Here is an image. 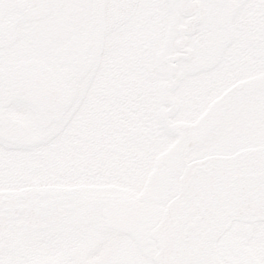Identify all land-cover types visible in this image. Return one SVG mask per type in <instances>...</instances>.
<instances>
[{
    "label": "flooded vegetation",
    "instance_id": "af4514ba",
    "mask_svg": "<svg viewBox=\"0 0 264 264\" xmlns=\"http://www.w3.org/2000/svg\"><path fill=\"white\" fill-rule=\"evenodd\" d=\"M173 3L183 19L174 28L175 39L170 37L167 15ZM180 3L181 0H0V206L5 199L28 188L76 191L74 214L55 226L68 224V238L35 239L25 248L18 239L8 245L2 242L8 229L45 232L55 228L37 231L19 223L8 224L0 233V264H154L162 247L163 218L170 201L168 177L151 171L142 191L133 198L88 194L79 187L86 180L108 181L116 177L114 170L109 172V166L103 169L108 161L105 155L111 154L113 164L119 162L122 140L120 65L115 56L105 59L115 48L114 39L127 35L124 44L135 56H145L137 70L142 65L149 67L145 83L150 87L154 76L148 56L171 55L164 60L167 84L161 87L162 100L175 87L178 62L192 55L220 56L222 68L228 69V85L239 88L244 71L264 70V0H213L223 15L216 28L224 29L226 35L213 46L203 42L207 38L204 33H196L202 23L200 3L190 0L198 7V18L195 11L184 16ZM190 42L196 46H189ZM193 70L201 71V64ZM90 72L98 77L96 91L91 95ZM191 82L198 85L200 80ZM146 91L147 131L151 127L152 95L150 88ZM232 98L233 93L228 92V99L214 100L191 131H168L177 139L170 150L175 162L183 157L187 142L197 141L218 122V115L228 108ZM169 103L173 104L171 99ZM130 115L134 117L132 111ZM129 122L134 125V119ZM215 156L226 157L212 154L201 160ZM197 161L200 160L194 162ZM172 193L170 198L174 190ZM89 217H94L92 223L83 222ZM257 227H264V222H233L216 243L220 264L264 262L263 237L256 251L254 245L247 251L236 249L233 240H225L228 254L218 246L232 231L237 235L243 232L253 242L262 230L255 231ZM74 229L79 233L72 232ZM88 231L93 238L87 237Z\"/></svg>",
    "mask_w": 264,
    "mask_h": 264
},
{
    "label": "rangeland",
    "instance_id": "374dc122",
    "mask_svg": "<svg viewBox=\"0 0 264 264\" xmlns=\"http://www.w3.org/2000/svg\"><path fill=\"white\" fill-rule=\"evenodd\" d=\"M196 1L202 7V23L198 26L196 33L200 36H203L204 33L207 38H204L203 42L206 41V46H213L214 42L218 43L226 36L224 29L216 28V25L223 19L221 9L215 6L213 0ZM167 15L171 22L168 28L170 37L175 39L174 28L183 23L175 3L168 7ZM125 37L127 35L121 34L115 38L113 41L114 52L111 51L105 55L106 60V57L112 60V57L115 56V62L120 65L119 94L122 129L120 158L117 164H113L111 154L105 155L108 161L103 167L106 169L109 166V172L114 170L116 177L114 180L111 178L108 181L102 178L95 182L86 180L80 183L81 190L88 194L99 193L103 197L119 196L121 199L137 197L146 184V178L152 171L168 177L170 181L169 192L171 194L174 190L175 197L177 182L183 172V161L185 164H189L212 154L231 156L240 151L264 147V70L244 71V76L239 80L243 85L239 88L235 85H228V69L222 68L223 61L220 60V56L192 55L189 60L180 61L177 64V74L174 77L175 87L168 93V97L174 104L172 112L166 117L168 126L177 130L185 128L191 131L199 116L207 110L214 100L226 97L228 99V92L233 93V98L228 108L218 115L220 117L218 122L214 123V126H210L206 134L200 136L197 141L187 142L183 157L175 162L170 150L177 139L165 130L161 121L162 113L169 110V105H165L162 101L161 87L163 83L167 84L164 60L171 55L153 54L148 56L149 62L152 64L154 78L151 87L147 86L145 79L147 74H150L149 67L147 69L146 66L142 65L141 69L137 70V64L140 61L145 62V56H135L130 51L129 46L124 44L128 41ZM189 46H196V44L190 42ZM169 53L173 54V51ZM199 63L202 70L194 71L193 68ZM97 78L95 72L89 73V95L96 91ZM194 79H199L200 83L192 85L191 81ZM147 88L151 89L152 95V119L151 127L146 131L141 124L145 116V98L149 95L146 91ZM134 110L135 112H133ZM131 111L132 116H134L131 121L134 119V125L129 122ZM63 137L62 135L61 138L63 139ZM149 138H151L150 142L148 141ZM118 171L120 177H117ZM169 192L167 199L172 200L174 197H170L173 196V193L170 195ZM93 220L94 217H89L87 221L83 220V222L92 223ZM69 228L68 224L45 232L11 228L2 238V242L12 245L18 239L25 244V248L35 239L53 237L60 241L68 238ZM259 229L262 230L258 232ZM89 231L87 237L93 238ZM255 231L259 235H264V227H257ZM72 232L79 233L76 229ZM236 233L233 231L227 233L218 243L219 249H222L224 254H228V246H225V240H233V246L236 249H244L245 251L248 250V247L253 248L252 245H254L256 251V248L261 244L260 239L264 238V236L256 234L252 242L250 237V239L245 238L243 232L238 233V235ZM103 238L118 237L104 236ZM231 253L234 256L232 251ZM27 263V261L24 262V264ZM259 264H264V262L259 260Z\"/></svg>",
    "mask_w": 264,
    "mask_h": 264
},
{
    "label": "water",
    "instance_id": "95a60500",
    "mask_svg": "<svg viewBox=\"0 0 264 264\" xmlns=\"http://www.w3.org/2000/svg\"><path fill=\"white\" fill-rule=\"evenodd\" d=\"M180 10L186 17L189 11L199 16L190 0H181ZM163 102L168 104V96ZM172 108L171 104L168 112ZM163 124L170 130L165 118ZM75 204L74 189H25L0 206V233L15 222L34 230L56 226L74 214ZM232 221L264 222V149L210 157L184 167L178 193L166 207L162 247L154 264H220L216 242Z\"/></svg>",
    "mask_w": 264,
    "mask_h": 264
},
{
    "label": "trees",
    "instance_id": "16d2710c",
    "mask_svg": "<svg viewBox=\"0 0 264 264\" xmlns=\"http://www.w3.org/2000/svg\"><path fill=\"white\" fill-rule=\"evenodd\" d=\"M144 111H145V109H144ZM129 120L131 121L132 118L130 117ZM141 125H142V128L145 129V116L143 117V121H142V124H141ZM138 126H139V125H138ZM139 128H140V127H139ZM137 129H138V128H137Z\"/></svg>",
    "mask_w": 264,
    "mask_h": 264
}]
</instances>
